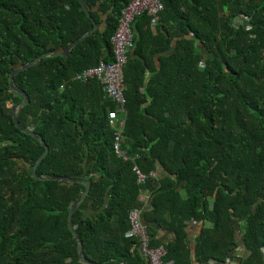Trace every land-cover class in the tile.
Listing matches in <instances>:
<instances>
[{
	"label": "trees",
	"instance_id": "16d2710c",
	"mask_svg": "<svg viewBox=\"0 0 264 264\" xmlns=\"http://www.w3.org/2000/svg\"><path fill=\"white\" fill-rule=\"evenodd\" d=\"M84 1L99 28L67 55L13 76L29 97L16 124L13 108L24 96L12 89L11 73L65 51L93 23L79 0H0V264H86L68 222L86 185L36 179L32 167L45 145L32 133L49 146L37 175L91 181L72 225L95 264H147L127 235L143 189L151 192L150 233L156 222L175 234L165 261H224L238 246L232 220L241 218L242 264H264V0H161L155 30L147 13L135 17L123 73L121 147L129 160L114 148L115 102L99 81L71 78L114 60L111 37L131 0ZM135 165L148 175L144 183ZM192 219L213 223L194 254Z\"/></svg>",
	"mask_w": 264,
	"mask_h": 264
},
{
	"label": "built area",
	"instance_id": "2783aa9c",
	"mask_svg": "<svg viewBox=\"0 0 264 264\" xmlns=\"http://www.w3.org/2000/svg\"><path fill=\"white\" fill-rule=\"evenodd\" d=\"M163 10L164 4L161 0H131L122 10L118 26L111 37L114 60L112 62L100 61L97 65L88 67L71 78L72 81L81 82H88L93 79L99 81L106 97L115 102L117 108L109 111L108 121L110 127L114 130L115 151L124 160L133 159L121 147L127 117L123 73L128 61L129 50L133 45L132 23L136 16L147 13L150 16V26L155 28ZM134 170L138 175V182L144 183L148 175L143 173L137 165L134 166ZM149 175L155 179L162 177L159 170H152ZM150 196L147 189L140 191L139 200L142 204L129 211L130 229L127 235L138 239L139 248L146 258L147 264H174L172 260H164L167 253L164 245L153 246L151 244V234L144 220V212L150 203Z\"/></svg>",
	"mask_w": 264,
	"mask_h": 264
},
{
	"label": "water",
	"instance_id": "95a60500",
	"mask_svg": "<svg viewBox=\"0 0 264 264\" xmlns=\"http://www.w3.org/2000/svg\"><path fill=\"white\" fill-rule=\"evenodd\" d=\"M82 8L84 9L86 15L90 18V20L93 23V27L88 30L85 34H83L82 36H80L78 39H76L75 41H73L72 43H70V45L66 48L65 51L60 52V51H54V52H47V53H43L41 55H39L37 58H35L34 60L28 62L27 64L21 66L20 68L14 70L9 78L10 81V85L12 87L13 90L21 93L24 97L23 100L16 105L13 108V118L16 122V124H18L17 121V111L19 109H21L22 107L26 106L29 102V97L28 95L20 88H18L17 86H15L14 82H13V76L18 73L21 70H24L28 67H30L36 60H41L44 57L47 56H65L69 53V51L82 39H84L86 36L92 34L93 32H95L98 28H99V24L95 21V19L92 17V14L90 12V10L88 9L87 5L85 4L84 0H79ZM30 132V131H28ZM31 133V132H30ZM36 138H39L43 144L45 145V151L39 156V158L36 160L35 164L32 167V173L34 175V177L36 179H59V180H63L65 182H81L83 184L86 185V188L84 190V192L82 193V195L80 196V198L75 202V204L71 207L70 211H69V215H68V222H69V228L73 231L74 235L76 236L77 240H78V250H79V255L81 258V261L86 263V264H95L94 262L90 261L89 259L86 258L85 254H84V250L82 247V241L79 238L78 233L74 230L73 225H72V217H73V213L76 210L78 204L83 201L86 196L88 195L90 188H91V181L86 180V179H82V178H71V177H66V176H59V175H52V174H48L46 176L44 175H37V167L40 164V162L42 161V159L48 154L49 152V146L46 144L45 140L43 139V137L37 133H32Z\"/></svg>",
	"mask_w": 264,
	"mask_h": 264
},
{
	"label": "crops",
	"instance_id": "0c3cea01",
	"mask_svg": "<svg viewBox=\"0 0 264 264\" xmlns=\"http://www.w3.org/2000/svg\"><path fill=\"white\" fill-rule=\"evenodd\" d=\"M183 196L186 195L185 191ZM150 195L151 192L149 191ZM232 224L236 230V237L238 241V246L230 252V255L224 261H216V260H209L204 263H199L194 258V264H242V261L247 256L248 251L245 249L244 242L242 240V231H243V220L241 218H233ZM153 232L151 234V242L152 240L157 241L156 244H162L171 241L174 239L175 234L172 230L168 229L167 227H163L161 224L156 222L151 223ZM213 226V223L206 220H199L196 221L194 219L190 220L187 223L186 230H187V238L190 245V248L195 253V248L197 244V239L202 231L203 228H210ZM150 232V231H149ZM155 245V246H157ZM140 249V248H139ZM264 252V249H263ZM140 253L142 254L141 250ZM143 256V255H142ZM144 257V256H143ZM145 258V257H144ZM146 259V258H145Z\"/></svg>",
	"mask_w": 264,
	"mask_h": 264
},
{
	"label": "clouds",
	"instance_id": "9594fccd",
	"mask_svg": "<svg viewBox=\"0 0 264 264\" xmlns=\"http://www.w3.org/2000/svg\"><path fill=\"white\" fill-rule=\"evenodd\" d=\"M152 28V27H151ZM153 30H155L156 29V27L155 28H152Z\"/></svg>",
	"mask_w": 264,
	"mask_h": 264
}]
</instances>
